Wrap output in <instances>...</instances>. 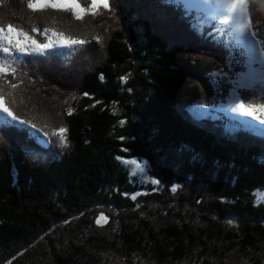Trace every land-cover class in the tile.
<instances>
[{"label": "trees", "instance_id": "obj_1", "mask_svg": "<svg viewBox=\"0 0 264 264\" xmlns=\"http://www.w3.org/2000/svg\"><path fill=\"white\" fill-rule=\"evenodd\" d=\"M109 2L112 11L76 20L0 0V25L41 42L39 33L51 28L88 42L50 49L51 56L13 52L17 59L5 61L0 54L16 70L14 81L0 79V103L49 133L43 145L27 126L0 123V259L18 251V260L31 255L24 264H194L198 252V260L218 259L200 264H264V138L225 134L235 121L207 107L231 90L212 74L242 73L247 53L229 50L218 21L196 35L189 24L206 20L204 10L185 18L183 6L160 0ZM248 13L264 37V0H248ZM262 96L257 88L255 102ZM200 103L204 109L194 107ZM59 127L67 147L51 135ZM132 158L145 160L159 183L132 175ZM136 192L146 194L133 201ZM69 213L76 218L65 220ZM100 214L107 222L98 225Z\"/></svg>", "mask_w": 264, "mask_h": 264}, {"label": "snow or ice", "instance_id": "obj_2", "mask_svg": "<svg viewBox=\"0 0 264 264\" xmlns=\"http://www.w3.org/2000/svg\"><path fill=\"white\" fill-rule=\"evenodd\" d=\"M27 7L33 12L46 9L55 8L61 11L70 12V14L76 20H81L85 15L95 16L103 9L105 11H112L109 0H26ZM164 5L183 6L184 17L192 15L193 10L199 13L202 9L212 7L216 11L210 12L207 19L201 23L190 22L189 27L196 35L203 34V26L208 21H218L219 25L227 26V28H218L219 32L224 33L227 36V41H223L231 51L232 47H243L247 53V61L245 62L246 72H237L234 74L225 73L223 69L218 70L217 73H213V77L219 75L227 84L231 85V90L228 95L232 98V102L228 104L227 111L235 114L233 120L235 123L231 127L225 128V134L234 135L239 131H246L252 135L260 136L264 138V128L254 129L248 124V120L256 122L258 125H264V103H257L254 100L255 92L257 88L264 91V37L258 35V31L253 28L252 20L248 13V0H160ZM217 13H219L217 15ZM201 18L197 15L196 20ZM32 33L37 32V28H31ZM50 32V35H49ZM44 37V41L41 42L37 38L29 34V32L22 29L15 28L12 24L0 25V54H3L5 61L8 59L16 60L17 57L13 55L15 53H37L41 56L55 55V52H49L50 49H71L73 46H82L88 43L84 39H77L71 36H65L62 32L45 29L39 33ZM97 43L100 42L96 36L92 37ZM221 38H217V42H220ZM131 50V49H129ZM232 58L229 57L228 66L231 67ZM15 69H11L7 63L0 64V79L6 83L9 78L15 80ZM103 77H101L102 79ZM126 78L121 77L123 82ZM215 85V80H213ZM9 88H15V83L8 84ZM240 89L251 90L252 97L245 95H238L237 92ZM2 92V90H0ZM84 95H88L84 93ZM264 100V96L261 97ZM0 101H4V95L0 94ZM195 108L204 109L205 104L200 103L194 105ZM208 108L221 107L214 102H210L207 105ZM222 110H224L222 108ZM71 115L72 109L67 110ZM0 114L5 116V120L0 122L2 124H10L15 122L19 126H27L30 129H35L37 133H42L47 137L49 133L47 131L42 132L41 128H37L34 123H30L28 119H20L9 107L0 103ZM246 118L239 119L236 118ZM194 119L199 120L201 116L194 114ZM121 124L124 121H120ZM66 129L64 127L54 128L51 132L52 136H58L60 143L67 147L65 139ZM31 135V133H29ZM119 139L124 140L121 136ZM121 151H127V149H121ZM120 159V157H117ZM127 163L134 166L135 169L141 174H145L149 169L146 167L147 162H141L138 159H128ZM144 179L149 181L152 185H157L159 182L157 179L144 176ZM178 185L173 184L170 191L175 193ZM155 190V188L153 189ZM146 194L136 192L130 195V199L137 200L139 195ZM122 195H129L128 193H122ZM215 219V217H213ZM106 221V217L101 215L97 219L96 223L99 225L101 221ZM231 223V221H229Z\"/></svg>", "mask_w": 264, "mask_h": 264}, {"label": "rangeland", "instance_id": "obj_3", "mask_svg": "<svg viewBox=\"0 0 264 264\" xmlns=\"http://www.w3.org/2000/svg\"><path fill=\"white\" fill-rule=\"evenodd\" d=\"M204 10H206V11H208L209 13L210 12H215L216 10L214 9V8H212V7H208V8H205ZM219 13H217V15H218ZM170 29V28H169ZM50 30H54L53 28H51ZM162 33H164V32H162ZM50 34V33H49ZM183 59H185V60H182V62L183 63H186V62H188V60L186 59V58H183ZM186 61V62H185ZM0 64H4V62H2L1 60H0ZM198 65V64H197ZM197 68V67H196ZM247 71V69H245L243 72H246ZM190 79H191V76H190ZM232 102V98L229 96L228 98H227V100H226V102L224 103V104H219V106H221V107H216V109L218 110V111H221V112H225V113H227L229 116H231L232 117V120H233V117H234V115L235 114H233V113H231L230 111H227V106H228V104H230ZM222 108L224 109V110H222ZM0 118H5V116L4 115H2V114H0ZM237 120H239V119H246V118H239V117H237L236 118ZM248 122V124L251 126V127H253V124H254V121H250V120H248L247 121ZM261 127H264L263 125H261ZM30 132H31V135H35V139L40 143V144H43V145H45L46 144V139L44 138V136H42L40 133H37L34 129H30ZM135 159H137V158H135ZM128 159H126V161H127ZM139 161H141V162H144L145 160H143V159H138ZM128 164V163H127ZM128 166L131 168V172H132V175L134 174V175H136V176H138L139 177V179H141V181L142 182H149V181H147V180H145L144 179V176L145 175H147L148 177H152V176H150L149 174H148V172H146L145 174H141L140 172H138L136 169H135V167L134 166H132V165H130V164H128ZM146 167H148L147 166V164H146ZM152 178H154V177H152ZM259 194V197L260 198H263L264 197V191H262V192H259L258 193ZM113 204H111V206H108L109 208H108V210H112V211H114L117 215H118V213H119V215H121V214H126L124 211L122 212L121 210H117V211H115V210H113L112 209V206ZM121 211V212H120ZM79 215V214H78ZM102 214H100L99 216H98V219H99V217L101 216ZM70 218H72V219H75L76 217H75V215L73 214V213H69V214H67V216H66V219H65V217H64V219L65 220H69ZM64 220V221H65ZM54 221H56V219H54ZM117 219H115L114 220V223H117ZM256 222V221H255ZM58 223V219H57V221L56 222H54L53 224L54 225H56ZM82 230H84L83 228H82ZM42 239L43 238H41L40 240H41V242H47L48 240H45V241H42ZM38 240H34L32 243L33 244H37L38 242H37ZM40 244L41 243H39V244H37L36 246L37 247H39L40 248ZM50 244H56L55 242L53 243V240H50ZM23 251V250H22ZM16 251H14V253L13 252H11L7 257H5V259L3 258V259H0V264H24L23 262H26V263H28L27 261L29 260V257L31 258V255H27L26 257H25V259H26V261L25 260H18L17 258L15 259V257L17 256V255H19L18 254V251L15 253ZM32 254V253H31ZM41 256H43V255H41ZM196 256V259H195V261H194V264H200L201 262L200 261H203V260H205V262H211V261H216V262H218V259H217V257H215L212 253H210V255H206L204 258H203V256H201L200 257V259L198 260L197 258L199 257V254H198V252H197V254L195 255ZM210 256V257H209ZM113 258H115V257H113ZM43 259V258H42ZM45 259V258H44ZM116 260H120V258H118V257H116ZM125 260V261H124ZM30 262V261H29ZM121 262H123V263H125L126 262V259H122L121 260ZM139 262V260L138 261H136L134 264H137ZM187 262H185V264H186ZM88 264H90V263H88Z\"/></svg>", "mask_w": 264, "mask_h": 264}, {"label": "bare ground", "instance_id": "obj_4", "mask_svg": "<svg viewBox=\"0 0 264 264\" xmlns=\"http://www.w3.org/2000/svg\"><path fill=\"white\" fill-rule=\"evenodd\" d=\"M61 14H62V13H61ZM59 15H60V14H59ZM90 17H91V16H90ZM63 22H64V21H63ZM218 49H219V48H218ZM97 53H98V52H97ZM97 53H96V54H97ZM15 54H16V53H15ZM94 59H95V58H94ZM87 63H88V62H87ZM243 63H244V62H243ZM15 77H16V76H15ZM20 79H21V78H20ZM9 81H10V80H9ZM57 90H58V89H57ZM46 94H47V93H46ZM17 137H18V136H17ZM88 210H90V209H88ZM83 218H84V217H83ZM28 240H29V238H28ZM28 240H27V241H28ZM104 243H106V242H104ZM111 243H112V242H111ZM108 247H109V246H108ZM105 248H106V247H105ZM106 249H107V248H106ZM109 250H110V249H109ZM107 252H108V251H107ZM111 253H112V251H111ZM129 257H130V256H129ZM43 261H44V260H43ZM44 262H45V261H44ZM201 262H202V261H201ZM138 264H139V263H138Z\"/></svg>", "mask_w": 264, "mask_h": 264}]
</instances>
